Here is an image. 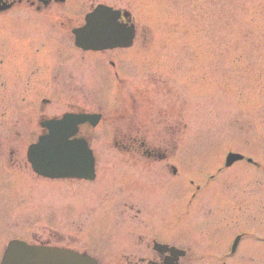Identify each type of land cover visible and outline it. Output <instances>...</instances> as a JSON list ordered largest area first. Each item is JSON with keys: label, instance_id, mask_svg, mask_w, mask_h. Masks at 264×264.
<instances>
[{"label": "rangeland", "instance_id": "1", "mask_svg": "<svg viewBox=\"0 0 264 264\" xmlns=\"http://www.w3.org/2000/svg\"><path fill=\"white\" fill-rule=\"evenodd\" d=\"M97 4L131 14L136 29L131 50L95 55L75 49L70 30ZM49 13L35 17L20 9L0 19L6 49H37L18 57L11 67L2 64V157L8 150L24 156L27 144L42 132L38 116L81 108L102 116L98 126L83 130L100 180L69 184L30 178L24 169L2 170V220L12 227L6 226L9 234L26 226L32 230L31 215L37 210L40 241L49 237V244L85 250L98 264L153 260L151 249L147 252L136 237L157 231L156 241L162 243L166 235L164 242L186 251V264H264V0H68L67 6L55 5ZM105 59L117 66L116 83ZM42 98L49 103L41 106ZM174 122L176 134L170 142L177 147L175 163L183 178L192 176L200 187L194 203L185 202L189 190L184 191L181 218L179 213L174 216L180 223L164 225L165 212L145 202H136L140 215L128 223L127 216L137 211L116 205V193L98 206L106 174L123 173L133 165L128 154L116 153L111 144L118 134H127V124H138V141L154 145L169 139ZM227 152L249 157L258 166L243 161L223 170L210 185L200 184ZM167 163L150 165L140 158L133 171L166 172L164 193L170 194ZM13 177L17 180L7 185ZM130 192L125 189L123 195ZM256 193L260 197L254 198ZM50 206L60 215L48 212ZM81 206L87 209L84 230L75 228ZM111 206L125 215L116 226L113 221L103 229L98 217ZM65 214L68 226L61 220ZM165 226L166 234L158 230ZM240 228L262 238L257 242L248 237L237 255L216 259Z\"/></svg>", "mask_w": 264, "mask_h": 264}, {"label": "flooded vegetation", "instance_id": "2", "mask_svg": "<svg viewBox=\"0 0 264 264\" xmlns=\"http://www.w3.org/2000/svg\"><path fill=\"white\" fill-rule=\"evenodd\" d=\"M58 1L59 0H0V19L2 18L3 15L12 14L16 10H20V9L29 10L31 14L34 15L35 17L50 15L49 12L51 11V9H53V7L56 4H58ZM121 21L125 22L123 18L121 19ZM18 48L19 49H16V48L6 49V44H2V29H0V99H1L0 101V264H2V252L5 249L7 242L11 240H21L30 245L53 246L52 244L47 243V240L52 242V240L49 237L41 241L38 239V230H37V225H36V222H38V211L37 210H34V213H32L31 215V220L29 224L31 227L29 226V228H32V227L34 228L29 231H27L28 226H26L24 228L21 227L19 231L14 234H9L8 229L10 228H7L9 225L5 221L2 220V170L12 171V170L25 168L23 157H21V155L15 150H8L7 151L8 156L4 158L2 157V144H4L5 142V141H2V64H6L5 67L7 68L11 67L14 64H16L17 58L20 57L21 55L23 54L26 55V52H36L37 51V49L32 50L30 46L26 49H21L20 46L18 45ZM26 58H29V57L26 56ZM30 60L34 62L36 61L35 59H30ZM109 63L112 65L111 62ZM72 111H74L72 113H81L82 109L77 108ZM59 117L60 116H56V115H51V116L50 115L48 116L46 114L43 115V119H58ZM85 128H86V125L79 127L78 137L82 139H87L86 135L84 134L85 132L83 131ZM140 129L141 127L138 124H135V123L127 124V128H125L124 130V132H127V134H123V135L118 134L119 139L112 141L114 150L119 152L118 154H122V153L128 154L126 155L128 156L126 158L129 161L132 160L133 165L131 163V165L128 166L126 172L112 173L113 175L111 177L112 181L109 184L111 187H105L102 189V191L105 190V193H104L105 199L116 193V195H119L117 200H115L116 205L118 206L123 205V207H128V212H133L134 210L137 211V212H133L135 214H133L132 216H127L128 223L132 222L133 219H136L140 215L141 210L135 209L137 208L136 202H141V203L145 202L146 205H148L149 207L157 209V211L159 210V211L165 212V217H164L165 219L163 220V222L165 223L164 225H166V222L173 224L176 222V220L171 218V213L173 212L178 213L179 212L178 209L181 207V204H182V173L179 172L178 165L175 163L177 147L176 145L174 146V143L170 144L167 141H158V143L154 145L146 144L145 141H138V139L135 137L138 136ZM8 147L11 148L12 145L8 144ZM160 147L163 148L166 151V153H163V152L161 153V151L159 150L161 149ZM173 148H174V154H169V153H172ZM140 158L145 159L150 165L154 163L169 162L165 165H166V168L170 170V174L168 177L169 185L167 187L168 188L167 191H169L170 194L164 193V188H166L164 187V185L166 184L165 177H167L166 172L164 171L162 173L152 172V173H147V174H142L140 172L138 174L135 171H133V169L135 168V164L140 160ZM172 164L174 166H172ZM173 179L174 181L175 180L177 181H175L174 184L173 183L170 184L171 180ZM14 180H17V178L11 179V181H14ZM11 181L7 180L5 183L7 185H10ZM65 181H67L66 183H69V184L76 183L71 180H65ZM78 184H80V182ZM103 185H108V183L106 182ZM134 187L135 188L140 187V188H138L139 190H136V189H133ZM125 189H128L129 191H131L127 197L123 195ZM13 190L14 189L11 188L9 189V192ZM196 190L200 191L198 187L196 188ZM196 196L197 195L194 196V199ZM107 201L109 200L107 199L105 203ZM141 203H139L138 205H140ZM85 211L86 209L83 208V206H81L78 209L80 221L77 227L75 228L79 230H81L82 228L83 230L85 229L83 222L85 224L86 218H82V215L83 217H85V213H86ZM166 211H169L167 220H166ZM48 212H54L51 209V206L48 208ZM123 214L125 215L123 211L118 210L116 207L112 209V206H111L109 210L103 211L98 218H99V221L103 224V229H105L107 228V225L109 223H112L113 221H116L115 223V226H116L117 221L121 220L119 218L122 217ZM56 215H60V214H55L54 212V216ZM61 220L62 222L66 221L67 226L69 225L68 221L66 220V214L61 217ZM175 228L176 227L174 226L172 230H174ZM158 230H165L164 234H166V226L165 228L158 227ZM52 232L60 234L59 231L55 229L52 230ZM157 232L154 235L141 233L136 237L137 242L141 244L145 243L147 245V252H150V249H151L150 244L158 242L156 240H159L158 239L159 236ZM27 235L29 239H24ZM165 236L161 237L162 242H164ZM60 247H63L66 249H73L75 251L83 252V253L86 252L85 250L81 251L79 249L71 248L68 246H60ZM151 253L154 255V259L158 261L162 260L165 256H167V254H159L155 251H152ZM212 253L215 254L216 252L213 251ZM185 258L186 256L183 259ZM143 259L145 260V258L140 259L141 264L145 263L144 261H142Z\"/></svg>", "mask_w": 264, "mask_h": 264}, {"label": "water", "instance_id": "3", "mask_svg": "<svg viewBox=\"0 0 264 264\" xmlns=\"http://www.w3.org/2000/svg\"><path fill=\"white\" fill-rule=\"evenodd\" d=\"M119 17L120 11H114L102 5L97 6L92 13L86 16L85 25L73 31L75 45L83 50L92 51L130 46L134 37V30L133 28H125L119 25ZM66 138L67 135L64 136V139ZM48 139L49 138L46 137L41 140L38 147L39 156L48 157L51 155L49 152L51 144ZM84 146L85 145L82 144V147ZM87 154L90 155V152L87 151ZM32 155H36V152ZM18 247L19 245H16L14 250ZM156 248L159 252L163 253L170 251L173 255L171 258H165L162 264H176L178 258L184 255V252L174 249L169 250L166 246L158 245ZM36 258L35 264H95L94 261L86 258L79 259L68 254L60 256L56 253H44L42 251H39V255H37Z\"/></svg>", "mask_w": 264, "mask_h": 264}, {"label": "bare ground", "instance_id": "4", "mask_svg": "<svg viewBox=\"0 0 264 264\" xmlns=\"http://www.w3.org/2000/svg\"><path fill=\"white\" fill-rule=\"evenodd\" d=\"M232 167H234V165H233ZM232 167H231V168H232ZM229 169H230V168H229ZM221 174H222V173H220L219 175H217L216 178L213 179L212 183H213L218 177H220ZM244 240H246V238H244V239L240 242L239 246L244 242ZM238 252H239V251H238ZM238 252H237L235 255H237ZM235 255H233V257H234Z\"/></svg>", "mask_w": 264, "mask_h": 264}]
</instances>
